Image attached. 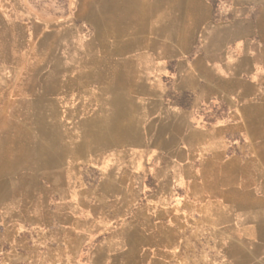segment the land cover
<instances>
[{
    "label": "crops",
    "instance_id": "obj_1",
    "mask_svg": "<svg viewBox=\"0 0 264 264\" xmlns=\"http://www.w3.org/2000/svg\"><path fill=\"white\" fill-rule=\"evenodd\" d=\"M77 3L76 129L40 34L0 56V264H264V0Z\"/></svg>",
    "mask_w": 264,
    "mask_h": 264
},
{
    "label": "rangeland",
    "instance_id": "obj_2",
    "mask_svg": "<svg viewBox=\"0 0 264 264\" xmlns=\"http://www.w3.org/2000/svg\"><path fill=\"white\" fill-rule=\"evenodd\" d=\"M77 2L78 0H0V56L3 54V60L11 62L13 54L17 56L18 52L22 55L28 54L29 50L32 52L33 36L37 38L40 34L42 88L46 91H49L50 85L69 87V90L73 88L72 92L68 90V95L66 90H62L64 93L58 98L61 124L75 129L77 122L68 121L69 111L78 112L81 117L92 116L99 109L98 84L93 82V75L84 76V81H89L90 84V96H83V75L73 72L75 63L81 61L77 57L78 52L95 48L93 39L97 36V10L78 9ZM88 17L94 22L87 24L85 19ZM13 47L18 48L15 53ZM71 172L73 176H77L76 171H69ZM26 178H29V173H26ZM33 188L27 186V211L33 208Z\"/></svg>",
    "mask_w": 264,
    "mask_h": 264
}]
</instances>
